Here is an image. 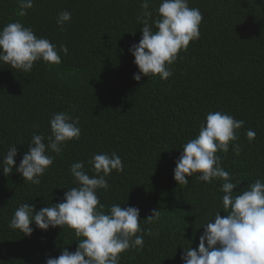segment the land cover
Returning <instances> with one entry per match:
<instances>
[{"label":"trees","instance_id":"obj_1","mask_svg":"<svg viewBox=\"0 0 264 264\" xmlns=\"http://www.w3.org/2000/svg\"><path fill=\"white\" fill-rule=\"evenodd\" d=\"M142 0H34L20 16L17 0H0V29L20 22L37 37L58 47L66 45L61 63H34L31 72L0 62V160L16 145L19 165L33 134L51 135L50 118L69 112L79 118L81 136L55 156L53 164L33 185L14 171L0 169V264H46L61 249L75 251L78 237L65 226L41 230L33 223L31 236L9 227L20 204L42 207L61 202L76 187L70 166L88 163L94 154L115 152L122 172L106 177L108 190L97 193L106 209L113 204L136 207L144 236L141 251L129 250L120 264H182L184 248H197L201 226L223 212V181L187 185L174 180L175 161L182 146L195 138L209 112L222 111L245 123L239 130L235 155L218 152L222 167L240 191L256 179L264 181V0H189L203 14L200 37L170 66L173 75L133 79L139 71L132 44L142 36L137 22ZM160 0H152L153 19ZM71 13L63 30L56 18ZM73 108L75 111H73ZM253 130L249 142L246 132ZM47 143V140H45ZM154 210L159 218L145 221Z\"/></svg>","mask_w":264,"mask_h":264},{"label":"clouds","instance_id":"obj_2","mask_svg":"<svg viewBox=\"0 0 264 264\" xmlns=\"http://www.w3.org/2000/svg\"><path fill=\"white\" fill-rule=\"evenodd\" d=\"M19 15L25 16L33 8L34 0H17ZM152 0H142L137 22L142 25V36L138 43L130 46L134 63L139 71L133 79L143 76H159L167 80L173 75L171 65L181 51H186L190 42L199 39L203 14L199 8L189 6V0H160L153 19L150 10ZM71 21V13L62 11L56 18L63 30ZM61 53L68 55L66 45L37 37L30 27L20 22H10L0 29V62L11 69L31 72L34 63L43 61L50 65L61 63ZM73 111L75 109L73 108ZM51 135L33 134L28 151L23 154L18 166L16 145L8 147L0 160L4 174L19 173L24 181L33 185L41 183L40 177L53 164L55 156L72 140H79L81 129L79 118L69 112H57L50 118ZM232 115L222 111L209 112L201 124L199 133L182 148L175 161L174 180L178 185H187L189 177L212 183L222 180L221 191L223 212L201 226L197 248H184L182 264H264V181L256 179L240 191H235L242 181H234L231 174L221 165L218 152L227 154L231 144L235 155L241 154L239 130L244 125ZM246 136L251 142L256 133L249 129ZM47 140V143H45ZM93 175H89L83 161L70 166V174L76 187L68 188L61 202L36 210L35 204L22 203L15 210L9 227L31 236L35 226L41 230L67 226L75 231L79 239L76 250L61 249L57 258L49 257L46 264H120L121 254L136 249L141 251L144 236L153 235L140 224V210L113 204L106 209L97 195L100 189L108 190L106 177L113 170L122 172L124 165L115 152L94 154L88 162ZM160 210H154L145 221L158 219Z\"/></svg>","mask_w":264,"mask_h":264}]
</instances>
